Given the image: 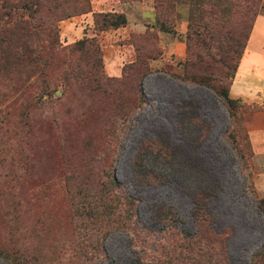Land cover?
I'll use <instances>...</instances> for the list:
<instances>
[{
  "label": "rangeland",
  "instance_id": "obj_1",
  "mask_svg": "<svg viewBox=\"0 0 264 264\" xmlns=\"http://www.w3.org/2000/svg\"><path fill=\"white\" fill-rule=\"evenodd\" d=\"M141 1L121 2L127 22L139 17L128 5ZM146 1L150 12L137 28L96 32L90 0L91 12L57 23L62 47L83 37L97 42L94 92H72L61 80L79 56L48 60L29 75L34 86L25 93L16 82L27 66L0 63V252L19 264H251L264 243L254 204L264 198V156H254L262 140L251 134L264 116L240 104L231 120L210 89L185 78L188 59L209 67L194 71L210 85L229 82L220 61L244 31L235 0H162L171 10ZM43 81L55 90L49 97L38 95ZM124 111L127 120H119ZM108 179L117 185L108 202L116 209L87 218L78 196L96 194ZM124 195L132 203L127 214ZM195 213L220 246L189 240ZM124 220L143 232L122 229Z\"/></svg>",
  "mask_w": 264,
  "mask_h": 264
},
{
  "label": "trees",
  "instance_id": "obj_2",
  "mask_svg": "<svg viewBox=\"0 0 264 264\" xmlns=\"http://www.w3.org/2000/svg\"><path fill=\"white\" fill-rule=\"evenodd\" d=\"M154 8L156 10H171L173 9V3L170 1L153 0ZM124 2V0H119ZM260 0H235L233 6L238 14V25L244 31H240L237 36L231 37L232 46L229 49L224 50L220 63L223 68L227 70L225 77L229 79V82L225 85L213 84L210 85V77H205L194 71L195 68H202L201 61L190 62L187 59L185 65L187 66V75L185 78L189 83L195 85H203L210 89L215 96L220 100L221 104L225 108L228 116L233 120L234 111L237 105L242 104L238 100L231 99L228 95L231 79L234 75L237 62L243 52L245 42L248 38L252 22L256 15L257 7ZM90 7L88 0H0V63H3V69L7 70L10 66H19L20 68L26 67L27 75L24 80L17 81L16 84L20 85L19 88L23 93L31 91L33 89V82L30 83L29 75L39 68L47 66L48 60L54 56H60L62 61L67 56L75 55L79 56V63L76 62L75 69L72 66L64 69L61 80L64 86L72 92H94V89L98 88L99 79L96 75V68L99 66V47L97 42L93 38L83 37L70 45L62 47L58 43L57 23L70 17L89 13ZM160 13V12H159ZM93 29L96 32H104L107 30H115L123 27L126 24L125 16L122 13L117 12H97L92 13ZM190 29V26L187 25ZM161 32L169 33V30L160 25ZM193 33H189L186 39L192 37ZM199 35L198 33L194 34ZM186 48L188 49V42ZM92 58L95 63H91L88 59ZM224 59L229 60L228 65ZM236 60V61H233ZM1 65V64H0ZM94 69V70H93ZM129 75H136L140 71V67L131 68ZM209 67L202 68V72H208ZM1 71V68H0ZM219 71V70H218ZM125 76V75H124ZM141 79V76H140ZM219 82V81H218ZM51 82L43 81L42 87L38 90V95H49L55 91L50 87ZM139 86V85H138ZM140 92V88H138ZM142 97L139 94L138 106L141 105ZM244 105V104H242ZM246 106V105H245ZM127 114L121 112L118 119L127 120ZM117 186L113 179H108L105 184H102L96 194L87 195L85 197L78 196L79 209L87 211V218H95L103 214H112L116 208L112 207L111 201V186ZM202 200L201 196L196 194L193 197L195 205V212H198L199 202ZM131 201L128 196H123L120 202L122 205V211L126 214L132 210ZM254 204L257 212L264 218V198L255 199ZM99 208V212H97ZM128 212V213H129ZM194 221L196 224L197 232L189 240L202 242L204 246H208L209 243H216L221 245L223 239L220 236L212 235L205 231L203 226L205 225L206 218L195 213ZM112 225H107L104 233H110ZM122 229L128 231H134L133 233L143 232V228L133 227L131 228L125 220L119 223ZM145 230H147L145 228ZM164 231H161L163 233ZM132 234V233H131ZM188 240V241H189ZM216 245V246H218ZM201 252V251H200ZM3 260L6 264H19L15 259L11 258L7 253L0 252ZM251 264H264V243L260 247L259 251L251 258Z\"/></svg>",
  "mask_w": 264,
  "mask_h": 264
},
{
  "label": "crops",
  "instance_id": "obj_3",
  "mask_svg": "<svg viewBox=\"0 0 264 264\" xmlns=\"http://www.w3.org/2000/svg\"><path fill=\"white\" fill-rule=\"evenodd\" d=\"M142 0L136 5H128L130 11H137L138 19L129 23L126 20L125 29L129 26L140 27L150 7ZM92 12H117L122 13L126 19L128 12L123 8L124 4L119 0H90ZM140 20V21H139ZM118 29L114 30L117 31ZM231 99L238 100L242 104L254 108L252 113L260 119L264 116V0H261L257 14L254 17L252 26L245 42L243 52L237 62L234 75L228 90ZM259 125V124H258ZM250 128L255 125L249 126ZM258 130L251 132L252 137L262 140L259 151L254 150V156H264V126H256Z\"/></svg>",
  "mask_w": 264,
  "mask_h": 264
}]
</instances>
